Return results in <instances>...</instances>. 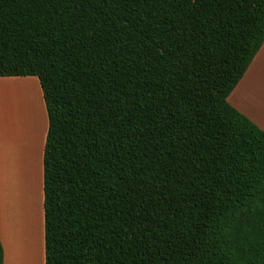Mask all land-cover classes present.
Here are the masks:
<instances>
[{
  "label": "trees",
  "instance_id": "16d2710c",
  "mask_svg": "<svg viewBox=\"0 0 264 264\" xmlns=\"http://www.w3.org/2000/svg\"><path fill=\"white\" fill-rule=\"evenodd\" d=\"M263 42L264 0H0V76L48 116L45 264H264V130L227 100Z\"/></svg>",
  "mask_w": 264,
  "mask_h": 264
},
{
  "label": "crops",
  "instance_id": "0c3cea01",
  "mask_svg": "<svg viewBox=\"0 0 264 264\" xmlns=\"http://www.w3.org/2000/svg\"><path fill=\"white\" fill-rule=\"evenodd\" d=\"M13 77L21 76H0V83L5 81L0 86L10 85L8 81L16 82L17 79ZM22 77L31 79L27 84L39 88L44 111H46L38 77L36 80L33 78L35 76ZM227 100L264 130V42ZM21 118L22 123L6 122L0 125L2 132L0 133V240L4 249V264H45L43 153L48 131V116L42 132L38 134L39 127L43 124V119L39 116L38 125L35 128L33 125L28 142L25 136L23 114ZM38 164L42 196L35 210L23 204V191L25 190L26 195L30 197V201L32 199L36 201L33 188L31 193L25 177L28 176L34 185L35 166Z\"/></svg>",
  "mask_w": 264,
  "mask_h": 264
},
{
  "label": "rangeland",
  "instance_id": "374dc122",
  "mask_svg": "<svg viewBox=\"0 0 264 264\" xmlns=\"http://www.w3.org/2000/svg\"><path fill=\"white\" fill-rule=\"evenodd\" d=\"M13 78L17 79L16 82H9V81L7 82L9 84L11 83V85L12 84H14L15 86L18 85V87H16L14 89V91H12L13 97L11 100V105H8V104L6 105L5 104L6 102H4L2 100V98L0 97V125L5 124L6 122H9V123L20 122V123H22L23 119L21 118V114H23V112L17 111L16 104H18V105L20 104V99H19L20 97L26 96L27 98L31 99L32 105H33V106H30L29 109H33V110H31L32 113H34V114L36 113L33 117V123H35L34 128H35V126L37 127V125H38V119H40L39 116L42 117V119H43V124L39 127V130H38V134H39V132L40 133L42 132L43 127H44V123H45L46 118H47V111H44L42 99L40 96V90L35 85L31 86L32 84H27L31 81V79H26L25 77H22V76L21 77H13ZM29 78H32V77H29ZM33 78H35V80H36L37 76H35ZM2 83H5V81H3ZM2 83H0V84H2ZM22 104L23 103H21V105ZM4 105H6V106H4ZM35 117H36V119H35ZM36 122H37V124H36ZM24 127H26V120L24 123ZM0 133H2L1 129H0ZM27 142H28V140H27ZM14 155H16V154L14 153ZM12 157H13V154H12ZM7 159H8V155L6 156V160ZM35 168H36V182L34 181V185L28 176L25 177V181L27 182L28 187L33 188V192H34V195L36 197V201L33 199H32V201H30V197L28 195H26V192L24 190L23 191V195H24L23 204H26L27 208L29 205V208H33V209L37 210V208L39 206V202H40V196H42V188L40 186V182L38 179V175L40 174L39 164H38V166H35ZM29 174H30V164H29ZM23 179H24V177H23ZM23 186L25 187V184H23Z\"/></svg>",
  "mask_w": 264,
  "mask_h": 264
},
{
  "label": "bare ground",
  "instance_id": "6f19581e",
  "mask_svg": "<svg viewBox=\"0 0 264 264\" xmlns=\"http://www.w3.org/2000/svg\"><path fill=\"white\" fill-rule=\"evenodd\" d=\"M16 87H18V85L15 86L14 84H12V85L10 84V85L4 86V87L0 86V97L2 98V100L4 102H6L5 103L6 105L7 104L11 105V100L13 97L12 91H14V89ZM19 99H20V104L19 105L16 104V108H17V111L23 112V114H24V117H25L24 119L26 120V128H25L26 135L25 136H26V139L29 140L30 133L33 130V125L35 124V123H33V117L36 113L35 114L32 113L31 110H33V109H29L30 106H33L31 99L27 98L26 96L20 97ZM21 103H23V104L21 105ZM6 105H4V106H6ZM35 119H36V117H35ZM30 189H31V187L29 188V191H30ZM31 193H32V189H31Z\"/></svg>",
  "mask_w": 264,
  "mask_h": 264
}]
</instances>
